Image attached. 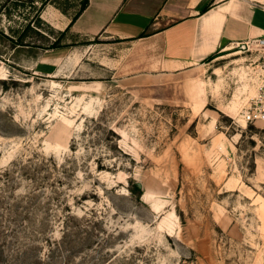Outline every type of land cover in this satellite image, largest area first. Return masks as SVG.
<instances>
[{
    "label": "rangeland",
    "instance_id": "rangeland-1",
    "mask_svg": "<svg viewBox=\"0 0 264 264\" xmlns=\"http://www.w3.org/2000/svg\"><path fill=\"white\" fill-rule=\"evenodd\" d=\"M82 3L0 0V264H264V50L136 81Z\"/></svg>",
    "mask_w": 264,
    "mask_h": 264
},
{
    "label": "crops",
    "instance_id": "crops-1",
    "mask_svg": "<svg viewBox=\"0 0 264 264\" xmlns=\"http://www.w3.org/2000/svg\"><path fill=\"white\" fill-rule=\"evenodd\" d=\"M264 0H88L70 23L85 38L137 41L136 81L162 85L214 54L264 38ZM144 33L145 37H140ZM141 45L142 48H141ZM143 60V64H141ZM137 61V63H136Z\"/></svg>",
    "mask_w": 264,
    "mask_h": 264
},
{
    "label": "built area",
    "instance_id": "built-area-1",
    "mask_svg": "<svg viewBox=\"0 0 264 264\" xmlns=\"http://www.w3.org/2000/svg\"><path fill=\"white\" fill-rule=\"evenodd\" d=\"M261 5L264 6V3ZM249 45L264 50V38L245 44V46ZM260 71L262 72V77L255 89L254 95L241 110V121L245 124L255 125L256 123H264V67Z\"/></svg>",
    "mask_w": 264,
    "mask_h": 264
},
{
    "label": "trees",
    "instance_id": "trees-1",
    "mask_svg": "<svg viewBox=\"0 0 264 264\" xmlns=\"http://www.w3.org/2000/svg\"><path fill=\"white\" fill-rule=\"evenodd\" d=\"M87 4H88V0H83V3L81 4V7H80L79 11H78V12L76 13V15L72 18L71 23L76 19V17L80 14V12H82V11L86 8ZM62 12H63V11H62ZM145 36H146V35H144V33H142V34L140 35V37H145ZM57 41H58V39L55 40V43L53 44V46H56ZM221 55H223V54H220V53L217 54V53H216V54H214L213 56H211L206 62H209V61H211V60H213V59H215V58H217V57H219V56H221ZM129 192H130L131 194L135 195L136 198H138V199L142 196V189H141V187L138 186L137 183H132V188L129 189Z\"/></svg>",
    "mask_w": 264,
    "mask_h": 264
},
{
    "label": "water",
    "instance_id": "water-1",
    "mask_svg": "<svg viewBox=\"0 0 264 264\" xmlns=\"http://www.w3.org/2000/svg\"><path fill=\"white\" fill-rule=\"evenodd\" d=\"M243 46H244V45H243ZM138 186H139V187H141V185H140V184H138Z\"/></svg>",
    "mask_w": 264,
    "mask_h": 264
}]
</instances>
